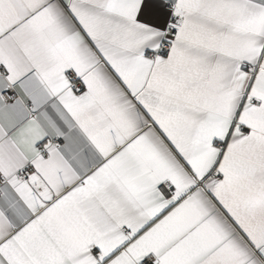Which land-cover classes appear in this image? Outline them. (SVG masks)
Here are the masks:
<instances>
[{"label":"snow or ice","instance_id":"snow-or-ice-1","mask_svg":"<svg viewBox=\"0 0 264 264\" xmlns=\"http://www.w3.org/2000/svg\"><path fill=\"white\" fill-rule=\"evenodd\" d=\"M0 264H264V0H0Z\"/></svg>","mask_w":264,"mask_h":264}]
</instances>
